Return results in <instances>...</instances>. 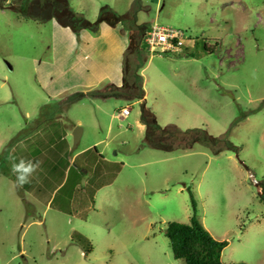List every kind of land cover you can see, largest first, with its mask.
I'll list each match as a JSON object with an SVG mask.
<instances>
[{
    "label": "rangeland",
    "instance_id": "1",
    "mask_svg": "<svg viewBox=\"0 0 264 264\" xmlns=\"http://www.w3.org/2000/svg\"><path fill=\"white\" fill-rule=\"evenodd\" d=\"M13 1L0 8V264H183L165 228L189 223L187 188L204 228L228 242L224 264H264V0H67L92 23L105 7L131 13L143 43L153 26L184 32L179 53L145 54L142 102L88 94L117 87L106 65L117 54L118 80L117 43L138 41L131 21L115 40L78 45ZM142 107L162 130L202 129L236 150L153 148ZM20 160L39 162L23 187Z\"/></svg>",
    "mask_w": 264,
    "mask_h": 264
},
{
    "label": "trees",
    "instance_id": "2",
    "mask_svg": "<svg viewBox=\"0 0 264 264\" xmlns=\"http://www.w3.org/2000/svg\"><path fill=\"white\" fill-rule=\"evenodd\" d=\"M4 0L0 1V8H4ZM6 9L14 11L22 17L37 20L39 22L57 21L62 27L69 28L76 35L82 30H88L97 33L99 25L106 22L111 27L120 24L127 25L130 32L136 33L137 42L131 43L122 55V85L113 87L106 85L107 90H94L89 92L93 97L114 96L127 101L142 102L145 98L143 89V79L141 70L147 62L145 54L149 52L141 37L142 28L136 24L134 16L129 13L123 16L117 15L110 8L105 7L100 10L97 20L92 23L86 20L81 14L72 10L67 0H15ZM206 49V47H204ZM140 123L146 127L148 133H155L153 136L158 140L157 146L152 143L151 146L156 149L173 151H186L199 144L204 148H209L212 153H220L224 149L236 150L234 146L228 145L225 141L213 138L202 129H189L186 131H177L173 128L161 129L156 124L154 115L141 109ZM152 138V136H149ZM96 152V148H93ZM189 195L192 215L188 224L170 222L165 228V236L170 245L172 256L175 260H180L183 264H224L221 261V254L227 247V241L215 240L204 228L197 216L196 204L190 189H186ZM264 198V193H262ZM244 264V263H232Z\"/></svg>",
    "mask_w": 264,
    "mask_h": 264
},
{
    "label": "built area",
    "instance_id": "3",
    "mask_svg": "<svg viewBox=\"0 0 264 264\" xmlns=\"http://www.w3.org/2000/svg\"><path fill=\"white\" fill-rule=\"evenodd\" d=\"M149 52H160L161 54H177L181 51L185 41H188L184 32L175 29L160 28L153 26L146 32L144 39ZM119 116H127V109H122Z\"/></svg>",
    "mask_w": 264,
    "mask_h": 264
},
{
    "label": "crops",
    "instance_id": "4",
    "mask_svg": "<svg viewBox=\"0 0 264 264\" xmlns=\"http://www.w3.org/2000/svg\"><path fill=\"white\" fill-rule=\"evenodd\" d=\"M52 22H55L54 20H52ZM56 23V22H55ZM58 25V24H57ZM59 28H61L59 25H58ZM118 27H121L120 24L116 25L115 27H111L109 26L108 24H106L105 22L101 23L99 25V30L97 33H92V32H89L88 30H82L79 32L78 35L74 34L73 33V36L75 37V41H76V44L80 45V42L81 41H90V42H93V41H96L92 38V35H101L102 33H104V35L106 36V39L108 38H114L113 33L111 30H116ZM63 29V28H61ZM127 37H128V34L126 33ZM72 39V38H71ZM121 45L117 43L116 47L119 49L121 46H122V52H124L125 50V39L122 37L121 38ZM85 42V41H84ZM128 42H130V36H129V39H128ZM129 44V43H128ZM103 54L104 55H107V56H110L111 54V45L109 44V42H107V47H106V50L103 51ZM123 55V54H122ZM116 59H117V54L115 55L114 59H113V62H108L107 65H106V68L107 69H110V68H113V73H106L105 74V77L108 78L111 82L112 85H115L117 87H120L122 85V75L120 74L119 76V79H115V62H116Z\"/></svg>",
    "mask_w": 264,
    "mask_h": 264
},
{
    "label": "clouds",
    "instance_id": "5",
    "mask_svg": "<svg viewBox=\"0 0 264 264\" xmlns=\"http://www.w3.org/2000/svg\"><path fill=\"white\" fill-rule=\"evenodd\" d=\"M39 167V162L32 163L31 161L20 160L19 163L12 164V172L16 174V185L18 187H23V185L30 182L29 177L36 171Z\"/></svg>",
    "mask_w": 264,
    "mask_h": 264
},
{
    "label": "water",
    "instance_id": "6",
    "mask_svg": "<svg viewBox=\"0 0 264 264\" xmlns=\"http://www.w3.org/2000/svg\"><path fill=\"white\" fill-rule=\"evenodd\" d=\"M82 134V130L79 127H76L74 129V131L72 132V136H73V149H75L78 145V142L80 140Z\"/></svg>",
    "mask_w": 264,
    "mask_h": 264
}]
</instances>
